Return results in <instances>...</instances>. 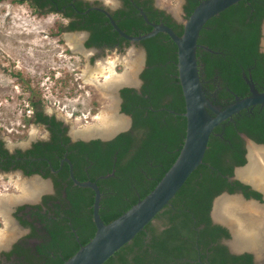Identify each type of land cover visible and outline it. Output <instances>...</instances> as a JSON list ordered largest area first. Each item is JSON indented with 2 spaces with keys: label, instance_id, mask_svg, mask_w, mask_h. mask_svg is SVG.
Listing matches in <instances>:
<instances>
[{
  "label": "trees",
  "instance_id": "16d2710c",
  "mask_svg": "<svg viewBox=\"0 0 264 264\" xmlns=\"http://www.w3.org/2000/svg\"><path fill=\"white\" fill-rule=\"evenodd\" d=\"M4 1L0 0V3ZM14 1L29 3L38 15L59 13L68 18L74 14L72 9H61L72 0ZM82 3L81 0L77 1L78 7ZM199 3L186 6L188 16ZM169 18L171 21L172 18ZM263 19L264 0H245L210 19L202 29L197 49L199 72L202 71V79L208 80L210 87L216 79L223 82L221 96H226L230 91L233 95L243 93L247 88L243 73L252 75L254 80L264 77V53L259 49ZM175 25L173 22L172 26L176 29ZM78 29L80 27L74 22H68L60 25L56 34ZM108 31L107 28H98L92 32L86 46H91L92 42L98 46L104 43L113 46L114 41ZM177 33L183 32L177 30ZM142 43L147 49V69L142 73L144 84L140 92L132 88L122 91V111L132 116L131 129L109 141L97 139L75 144L80 159L85 162L84 165L89 166L90 179L96 181L101 191L105 192L100 207L101 218L105 223L122 215L156 186L177 159L186 135V118L180 114L185 111V99L178 77L175 43L163 33L145 39ZM18 75L21 76L19 72ZM226 88H230V91ZM31 92L33 94L28 98V107L33 112L32 121L40 125L51 123L52 139L39 141L26 151H10L0 139V172H9L18 167H34L43 162L49 166L50 161H54V168L59 167V159L55 162L56 155L61 154L62 146L68 143V139H60L54 127L60 129L63 122L56 120L55 115L43 116L39 111L43 100L40 96L36 100L34 91ZM228 95L233 97L231 92ZM252 121L256 126H264L261 117ZM249 126L246 123L239 129L244 130ZM237 137L233 125L225 130L223 136L212 134L203 163L190 175L170 204L155 217L158 221H167L168 226L159 230L152 222L149 223L104 264H188L180 261V251L186 249V246H192V254L196 256L195 245L204 242L215 231L210 228L198 234L194 227L210 222L212 199L222 191L219 189L220 184L224 183L222 177L228 172L227 166L223 164L229 158L239 159V164L246 162L242 144ZM77 154L71 156L75 161V176L86 181L89 178L78 166L81 162ZM36 171L31 168L26 174H34ZM72 186L70 182L67 196L54 197L58 202L49 207L46 213H41V207L37 206L39 210L32 213L34 221L19 217L23 225L33 227L28 237L38 242L34 244L27 239L23 240L6 253L9 258L12 254L17 255L15 264H63L79 250L81 244H86L94 236V191ZM240 257L245 260H239ZM247 257L250 258V255L221 257L220 260L211 258L209 263L252 264Z\"/></svg>",
  "mask_w": 264,
  "mask_h": 264
},
{
  "label": "flooded vegetation",
  "instance_id": "af4514ba",
  "mask_svg": "<svg viewBox=\"0 0 264 264\" xmlns=\"http://www.w3.org/2000/svg\"><path fill=\"white\" fill-rule=\"evenodd\" d=\"M77 1L80 0H72L68 4L63 5L61 9H64L66 11L70 9L74 10V14L66 19L68 22H74L76 26L80 27V29L73 31H66L64 33H82L85 38L83 50L91 53L90 55L92 57L91 56L89 57H91L92 60L96 59L97 56H99L101 53H103L106 50L110 51L111 49H116L119 52H123V51L128 52L129 50H131L130 48H132L131 47L132 45L134 46V48L141 49L142 51H144L145 54L144 64L140 73L135 78V80L132 83H123L121 84L122 86L120 85L121 87L118 86L116 88V90L118 89V95H119L120 113L125 114L126 119L127 120L129 119L128 124H126L125 127L123 128H119L118 130H120V132L115 133V135H110V133L112 132L111 131L109 135H107L108 138L107 137L104 138L102 135L93 134L91 137L85 139V137L72 136L69 133L68 125H66L62 120L56 117V120L62 121L63 124L60 127V129L54 127L55 133L62 140L68 139V143L63 144L62 146L63 151H61V154H59L58 156L56 155L57 159L55 160V162L59 159V167L54 168V164H53L54 161H50L49 166H46L43 162L40 165H36L34 167H26V168L18 167L12 169V171H19L24 176L39 178L43 181H46L48 183V189L47 191H44L43 194H41V196H39L40 201H38L37 203L35 202V199L34 200L29 199V202L33 201L34 203H22L15 208L14 217L16 219V222L24 230H27V233L25 236L21 237L19 240L12 243L8 249H5L2 251V253H0V264H15L17 255L12 254L9 258L6 255V253L11 252L15 248L17 243L26 239L29 243L35 244V242H38L37 239L28 237L33 227L31 225H23L21 219L22 220L25 219L27 221H34V217H32V213L33 212L35 213L39 210L37 206L41 207L40 210L41 213H46L49 207H52V205L55 202H58V200L54 199V197H58L59 195L62 197L67 196L66 190L70 186V182L73 183L72 187L75 186V183L71 177V165L67 161V159L70 160L72 164L73 174L75 176L76 173L75 161L72 160L71 158L72 154H77V149L75 144L80 141L91 142L97 139L103 142L109 141L115 138L118 134L130 130L133 125L132 116L122 111V104L124 101L122 96L123 94L122 91L125 88H132L140 92L144 84L142 73L147 69V49L144 43H142L143 40L138 42H131L130 40L120 36V34L117 32V30L114 28L112 24L111 18L124 32L133 36L149 33L154 29V25L157 24L167 25L171 27L176 33L177 30H179V32L184 33V26H185L184 22L191 15L190 14L188 16L186 6L190 5V3H196V2L201 3L204 0H178L177 2H175V6L178 3H180V12L178 16L173 14V12L170 11L171 9L169 10L165 7H162L160 5L161 2L159 0H111L108 2L106 0H81L83 1L81 7H78ZM242 1L245 0H241L236 4H239ZM172 4L174 5V3ZM100 9L106 10L111 15V18H109V16H107ZM86 10L88 11L86 12ZM169 17L172 18L171 21H169L170 20ZM173 22L176 24L175 26L177 30L172 26ZM125 26L127 27V29L125 28ZM98 28L101 29L107 28L109 30L107 33L109 36H111L112 40L114 41V43H112L113 46H106L108 45L107 43L98 46L95 44V42H92L93 44L91 46H86V42L91 37L92 32H94ZM145 30H149V31L145 32ZM162 33L168 35L165 32H159L158 34H162ZM158 34H156L155 36H157ZM182 34H178V35H182ZM261 35L262 37L264 35V19L261 24ZM262 37L260 40L259 49L262 53H264L261 45ZM175 47L177 49L176 44ZM204 48L208 49L207 46H204ZM242 75H243L244 83L247 86V88L244 90L243 87L242 90L244 91L243 93H241V95L237 93L233 95V92L230 91V88H226V90L230 91L233 95V97H230L228 95V93L230 92H227L226 96H221L223 95L224 84L220 79H216V82H212L211 83L212 87H210L208 83L209 81L205 80V78L202 79V77L204 76L202 71L200 73L201 81L203 83V88L205 90L207 98L212 102L213 105L221 109H225L226 107L236 102L237 100L250 97L254 93H264V77L260 78L259 80H254L252 75H246L245 73H243ZM207 83L208 85H206ZM216 98L217 99L219 98L218 100L219 102L215 101L217 100ZM39 111L42 112L43 116L47 115L50 117L53 115L48 113L43 106H39ZM184 112L180 114L183 115ZM177 113L179 114V112ZM208 113L211 116L216 115V113L211 109H208ZM259 117H261V121L264 124V103H258L255 105H251L247 108L241 109L239 112L233 114L231 117L222 121L218 126L214 128L213 132L211 133V135L215 134L217 137L223 136V134H225V130H227V128H229L230 125H233L238 135L237 138L242 144L244 150L243 156L246 159V162L245 164H239L237 163L239 159L236 158L226 159V164L225 165L223 164V166L225 167L227 166L228 172L223 174L222 177L224 183L223 184L221 183L220 184L221 186L219 188L222 189V191L212 199V205L209 211L210 222L209 224L203 223L194 227L195 229L194 231L198 234H201V231L203 230L205 231L206 229H210V228L215 231H213V234L209 236L208 239H206L204 242L202 243L199 242L197 243V245H195L196 256L192 254L193 252V249L191 248L192 246H186L185 247L186 249H183V251L181 250L180 253L182 254V257L180 258V261L185 263L187 262L188 264H210L209 262L211 258H216L220 260L221 257L233 258L234 256L239 257L244 255H250V258L249 257L247 258L251 259L252 264H264V240L261 248L260 247L255 248L257 246H253L251 245V243H249L244 245L242 248L235 249L232 247L231 242L235 241L234 235L236 233V228H234V225L228 222L227 220L224 221L223 219L215 218L213 215L215 201L222 196H239L244 201V203L252 202L255 203L258 207L264 208V182L258 179L256 176L251 175L250 173L248 174L251 165L249 147L251 145H254L264 150V126H256L252 121L253 119ZM246 123H248V125L250 124V126L247 129L240 130L239 127ZM221 124L223 125L221 126V129L219 131V126ZM37 125L40 124L37 123ZM186 125H187V121H186ZM41 126L44 127L46 131V136H43L41 139L32 141L28 148L21 150L26 151L28 149L33 148V145L39 141H48L52 139L53 136V131L51 130L52 124L51 123L41 124ZM217 127L218 129L217 131H215ZM77 158L78 161L81 162L78 166H80L84 170V172L87 174V177L89 178L86 181H93L90 179L89 166L84 165L85 162L80 159L81 157L78 154H77ZM31 168L37 169V171L34 174H26L27 173L26 171L30 170ZM241 172H243V174ZM100 177L105 178V176H100ZM75 178L78 179L76 176ZM56 180L58 182L57 184H56ZM59 189H61L60 194H59ZM101 193H102V198H104L105 192L101 191ZM46 198H48V200H46ZM21 206L24 207L21 208ZM158 220L159 219L155 218V220L152 222V225L157 226L159 230H163L168 226L167 221L162 222ZM38 226L40 227L41 224H38ZM240 258L241 259L239 260L241 261L245 260V258L243 257Z\"/></svg>",
  "mask_w": 264,
  "mask_h": 264
},
{
  "label": "rangeland",
  "instance_id": "374dc122",
  "mask_svg": "<svg viewBox=\"0 0 264 264\" xmlns=\"http://www.w3.org/2000/svg\"><path fill=\"white\" fill-rule=\"evenodd\" d=\"M159 1L162 7L169 10L179 7L180 12V3L175 6L178 0ZM67 23V19L59 13L38 15L29 3L21 4L14 0L0 3V139L10 151L26 149L32 141L46 136L44 127L37 125L31 118L33 112L28 107V98L33 94L31 90L36 100L39 96L42 98L43 107L48 113L68 125L72 136L87 139L93 135H82L78 129L81 125L93 122L95 114L106 100L94 86L83 82L82 71L100 59H116L127 51L106 50L93 60L92 56L87 58L81 52H73L66 39L67 34L73 33L56 34L58 27ZM76 34L82 39L83 46L84 35ZM261 45L264 51V35ZM131 47L136 49L133 45ZM135 51L141 55L139 69L135 73L137 77L143 67L145 54L141 49ZM123 69L122 65L117 66V70ZM118 115L125 117L119 112ZM109 133L101 135L108 138ZM31 178L34 177L24 176L19 171L0 172V193L16 195L17 188L13 182ZM41 194L43 192L35 198L36 203L40 201ZM22 203L34 202L17 198L8 206V218L16 232L9 241L7 239L6 244L0 245V253L27 233L14 217L15 208ZM3 227L4 220L0 218V229Z\"/></svg>",
  "mask_w": 264,
  "mask_h": 264
},
{
  "label": "water",
  "instance_id": "95a60500",
  "mask_svg": "<svg viewBox=\"0 0 264 264\" xmlns=\"http://www.w3.org/2000/svg\"><path fill=\"white\" fill-rule=\"evenodd\" d=\"M239 1L241 0H204L184 22L182 35H178L167 25L157 24L149 33L133 36L124 32L106 10L100 9L111 18L112 24L120 36L131 42L151 38L159 32H165L172 38L177 46L178 77L185 99L183 115L187 121L186 135L177 159L156 186L144 198L110 223H105L101 218L102 193L98 184L93 181L83 182L76 179L72 164L67 159L71 165V177L75 185L87 187L94 191L93 219L96 232L86 244H81L79 250L65 260L63 264H104L120 248L131 242L170 204L190 175L203 163L210 135L214 128L241 109L264 103V93H254L250 97L237 100L225 109L217 108L207 98L200 77L197 48L201 30L211 18ZM115 93L119 99L118 89ZM118 107L120 113V102ZM208 109L213 110L216 115L211 116ZM117 132L120 130L115 129L110 135H115Z\"/></svg>",
  "mask_w": 264,
  "mask_h": 264
},
{
  "label": "bare ground",
  "instance_id": "6f19581e",
  "mask_svg": "<svg viewBox=\"0 0 264 264\" xmlns=\"http://www.w3.org/2000/svg\"><path fill=\"white\" fill-rule=\"evenodd\" d=\"M111 1V0H106ZM173 14H179V7L172 8ZM67 45L73 52H81L87 58L89 52L83 50L82 39L76 33L67 34ZM141 55L135 50H129L124 56L116 59L106 57L98 60L93 66L87 65L81 74L86 85H92L106 101L95 114L93 122L81 125L78 129L80 134H108L115 129L123 128L128 120L118 115L119 99L116 97V88L123 83H132L136 78ZM122 65L123 70H117ZM251 165L249 172L264 182V150L254 145L250 147ZM243 174V172H241ZM254 178V177H253ZM17 188L16 195L6 192L0 193V218L4 220V227L0 229V245L6 244L11 235L16 232L8 218V206L17 199H31L38 197L39 193L47 191L48 183L39 178L14 181ZM14 187V188H15ZM15 188V189H16ZM213 215L215 218L227 220L236 228L235 241L231 245L235 249L242 248L251 243L258 248L263 245L264 240V208L255 203L246 202L239 196H222L215 201ZM259 248V249H260ZM260 252V251H259Z\"/></svg>",
  "mask_w": 264,
  "mask_h": 264
}]
</instances>
